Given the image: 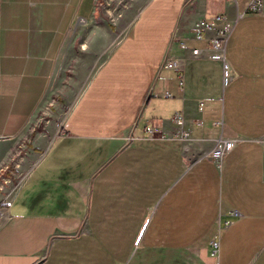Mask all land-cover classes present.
Wrapping results in <instances>:
<instances>
[{
	"label": "crops",
	"instance_id": "crops-1",
	"mask_svg": "<svg viewBox=\"0 0 264 264\" xmlns=\"http://www.w3.org/2000/svg\"><path fill=\"white\" fill-rule=\"evenodd\" d=\"M245 6L0 0V173L18 182L0 264H215L218 233L216 264H264V0L227 39L228 84L191 54L213 35L193 38L195 21ZM221 137L237 142L218 164L205 154Z\"/></svg>",
	"mask_w": 264,
	"mask_h": 264
},
{
	"label": "built area",
	"instance_id": "built-area-1",
	"mask_svg": "<svg viewBox=\"0 0 264 264\" xmlns=\"http://www.w3.org/2000/svg\"><path fill=\"white\" fill-rule=\"evenodd\" d=\"M228 2H236V0H227ZM121 2V0H119ZM262 0H246V6L243 11L237 10L234 16L228 14L227 12L213 14L208 17H203L195 21L191 27L192 37L195 39H201L205 36L206 32L212 31L213 35L208 38V44L204 49L200 48H191V54L193 56H206L211 60L217 62L221 66L223 84H228L234 77L236 72L229 64V61L226 57V43L227 39L233 30L237 20L242 17L247 12H256L260 9ZM82 18L75 16V24L79 23ZM74 25V24H73ZM176 29L172 33V39H178L179 45L182 49L186 48L185 42L182 38L177 37ZM204 51L206 52L204 54ZM185 58L182 55H171L165 60H163L162 67L173 69L177 72V78L179 86L182 88L184 84V66ZM165 96H169V93L166 92ZM174 123L179 128V131L174 135L177 138L183 139L189 136L188 130L183 126V114H177L173 118ZM145 131L149 137L153 136H164L161 129L154 124H149L145 127ZM63 134L62 131L59 132V136ZM237 142V138H225L221 137L214 147L205 154L206 157L215 160L218 164H221L223 156L229 152ZM26 147L19 146L16 150L18 155H22ZM10 170L8 164L0 166V172ZM8 179V178H7ZM26 177H22L20 182H25ZM4 181H6L4 179ZM15 188V187H14ZM13 188V190H14ZM11 190V191H13ZM230 223V222H228ZM227 223V224H228ZM220 235L219 233L212 238L210 245L212 247V255L218 259L219 247H220ZM138 240L135 241L137 245ZM215 263V264H216Z\"/></svg>",
	"mask_w": 264,
	"mask_h": 264
},
{
	"label": "rangeland",
	"instance_id": "rangeland-1",
	"mask_svg": "<svg viewBox=\"0 0 264 264\" xmlns=\"http://www.w3.org/2000/svg\"><path fill=\"white\" fill-rule=\"evenodd\" d=\"M147 0H124V3L127 2L129 3H134V4H143L145 3ZM17 153V152H16ZM23 177V176H22ZM21 177V178H22ZM8 177L5 176V174H1L0 173V203L4 204L2 201L5 200V198L11 193V190H13V188L17 185V181L12 179V180H8ZM19 177H16L15 179H18ZM4 179L6 181H4ZM5 205V204H4ZM2 209V208H1ZM0 209V223L3 220V213L2 210Z\"/></svg>",
	"mask_w": 264,
	"mask_h": 264
},
{
	"label": "trees",
	"instance_id": "trees-1",
	"mask_svg": "<svg viewBox=\"0 0 264 264\" xmlns=\"http://www.w3.org/2000/svg\"><path fill=\"white\" fill-rule=\"evenodd\" d=\"M4 207V204L0 203V209Z\"/></svg>",
	"mask_w": 264,
	"mask_h": 264
}]
</instances>
